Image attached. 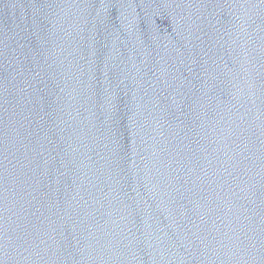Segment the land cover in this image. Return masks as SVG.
<instances>
[{
	"label": "water",
	"instance_id": "1",
	"mask_svg": "<svg viewBox=\"0 0 264 264\" xmlns=\"http://www.w3.org/2000/svg\"><path fill=\"white\" fill-rule=\"evenodd\" d=\"M0 264H264V0H0Z\"/></svg>",
	"mask_w": 264,
	"mask_h": 264
}]
</instances>
